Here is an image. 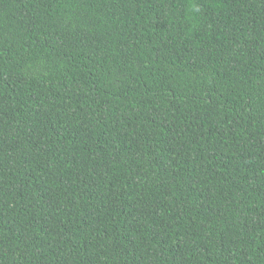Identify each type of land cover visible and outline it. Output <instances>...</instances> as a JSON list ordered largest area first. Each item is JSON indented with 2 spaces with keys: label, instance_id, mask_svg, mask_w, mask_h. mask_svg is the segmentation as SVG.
Masks as SVG:
<instances>
[{
  "label": "trees",
  "instance_id": "obj_1",
  "mask_svg": "<svg viewBox=\"0 0 264 264\" xmlns=\"http://www.w3.org/2000/svg\"><path fill=\"white\" fill-rule=\"evenodd\" d=\"M0 264H264V0H0Z\"/></svg>",
  "mask_w": 264,
  "mask_h": 264
}]
</instances>
